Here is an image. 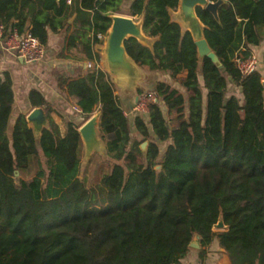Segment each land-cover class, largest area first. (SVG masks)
<instances>
[{
	"label": "trees",
	"instance_id": "trees-1",
	"mask_svg": "<svg viewBox=\"0 0 264 264\" xmlns=\"http://www.w3.org/2000/svg\"><path fill=\"white\" fill-rule=\"evenodd\" d=\"M225 1L219 22L197 9L224 70L200 59L191 34L172 21L179 0L133 2L131 14L156 42L151 50L130 39L128 54L188 94L159 82L149 113L130 120L96 51L124 0H0L6 29L30 32L45 47L50 31L67 30L69 50L92 62L59 82L79 97L83 122L98 109L108 158L89 187L80 125L67 122L62 135L38 91L30 102L46 110L49 128L38 142L21 115L10 136L13 82L0 77V264H180L195 235L207 249L217 240L232 264H264V69L245 75L235 63L264 41V0ZM221 218L228 229L216 231Z\"/></svg>",
	"mask_w": 264,
	"mask_h": 264
},
{
	"label": "crops",
	"instance_id": "crops-1",
	"mask_svg": "<svg viewBox=\"0 0 264 264\" xmlns=\"http://www.w3.org/2000/svg\"><path fill=\"white\" fill-rule=\"evenodd\" d=\"M134 1L135 0H124L122 4V12L116 13V15L133 18L136 22L143 21L142 17L134 16L131 14V6ZM68 3L70 4L71 1H69ZM176 12L177 10H171V16ZM75 17L76 16L70 19V24L73 23ZM69 37L70 33L67 30H64L59 34L50 31L48 45L46 46V56L44 60L38 64L24 63L16 56V54L6 48V45L3 41H0V77H4L5 74H9L11 76L15 95V102L13 105L9 124L10 136L18 117L21 115L28 116V114L34 109L30 102V93L32 91H38L43 95L49 105V109H51V117L59 126L62 135H65L66 133L67 122H74L80 125V127L85 123L82 121L81 115L75 111V107H79V97L68 96L60 88L59 79L61 76L69 78L82 76L89 69L88 64H92V62L89 61H80V55H75L71 50H69ZM148 38L153 41L154 45L156 39L150 37ZM102 46L103 45H98L96 47V51ZM252 53L259 60V70L263 71L264 41H262V43L258 47H254L252 49ZM99 66L101 69L109 73L106 69L103 57ZM138 66L144 73V80L140 82L139 89L146 90L151 85L150 89L153 90L159 83H157V80L155 79L152 85L153 80L151 78H153L155 73L150 72L147 68H144L139 64ZM161 74L172 78L170 75L164 73ZM109 75L116 85V96L120 100L125 113L128 114L127 117L130 120H134L133 116H136V114H133L132 109L137 100V97L139 96V94L137 93L138 89L135 91H129L125 83L118 82L111 74ZM186 76L187 72H184L183 74L179 75L178 78L181 79L185 78ZM177 84V86L172 85V88H176L184 95H187L188 92L184 88H182L178 82ZM96 114H99L98 109L96 110L94 115ZM201 251L207 252L206 256L203 259L200 256ZM180 264L232 263L225 250L220 247L219 242L216 240L208 249L202 247V249L199 251L190 248V251L182 257Z\"/></svg>",
	"mask_w": 264,
	"mask_h": 264
},
{
	"label": "water",
	"instance_id": "water-1",
	"mask_svg": "<svg viewBox=\"0 0 264 264\" xmlns=\"http://www.w3.org/2000/svg\"><path fill=\"white\" fill-rule=\"evenodd\" d=\"M225 0L212 2L210 0H179L177 12L171 16L172 21L179 24L183 33H190L197 46L200 59L209 58L218 68L224 70V66L218 55L212 50L206 39V26L197 14V9L201 8L213 14L219 22L218 10ZM112 25L104 36L103 46L98 48L102 55L105 66L118 82L126 84L129 91L140 88V82L144 80V73L138 64L127 52L126 42L135 39L139 43L154 50L153 41L144 33V23L136 22L133 18L121 15H112ZM264 85V82H263ZM27 121L34 131L36 140L40 142L42 133L49 128V117L42 107L34 108L27 116ZM84 149L87 157L93 153L101 152L104 149V141L100 132V114L93 115L79 129ZM146 144L141 149L145 152ZM156 169L160 170L161 166ZM228 227L223 218L215 225L216 231H225ZM190 248L201 250L202 243L200 235H195Z\"/></svg>",
	"mask_w": 264,
	"mask_h": 264
},
{
	"label": "built area",
	"instance_id": "built-area-1",
	"mask_svg": "<svg viewBox=\"0 0 264 264\" xmlns=\"http://www.w3.org/2000/svg\"><path fill=\"white\" fill-rule=\"evenodd\" d=\"M0 41H3L6 48L16 54V56L26 64H38L46 56V47L38 38L30 32L21 33L16 28L6 29L0 22ZM238 69L245 75L252 74L259 70V60L255 55L245 58L243 55L237 56L235 60ZM91 68L92 64H88ZM157 102V97L153 92H146L137 97L133 106V114L147 115L149 107ZM75 111L81 114L80 107H75ZM127 116L128 114L125 113Z\"/></svg>",
	"mask_w": 264,
	"mask_h": 264
},
{
	"label": "rangeland",
	"instance_id": "rangeland-1",
	"mask_svg": "<svg viewBox=\"0 0 264 264\" xmlns=\"http://www.w3.org/2000/svg\"><path fill=\"white\" fill-rule=\"evenodd\" d=\"M153 81H152V85L155 81V79L157 80L156 82H163L165 85H169L172 87L173 86H177V82L166 76V75H163L161 73H155V75L153 76V78H151ZM149 86V85H148ZM151 86V85H150ZM150 86L148 89L144 90L146 92H152L151 89H150ZM146 87V86H145ZM234 90V89H233ZM232 90V91H233ZM177 115H173V116H170V120L171 121V126L172 128H175L178 126V119H177ZM65 129V127H64ZM62 134V133H61ZM136 137V136H134ZM142 139V138H140ZM151 142V139L150 140H147L145 142H142L140 147H142L144 144H146V149H145V152L147 153V150H148V147H149V144ZM104 146V149L101 151V152H97V153H93L90 157H87L86 156V153L85 151L83 152V161H82V171H81V178L83 179V181H85V183L91 187L95 184H97V181H98V177H99V174H100V166L103 164V163H106V160H108L107 158V153H106V149H105V143L103 144ZM145 153V154H146ZM159 167V166H158ZM37 166L35 165V167H33V171L31 172V174L29 176H25V178L28 180L30 178H32L36 172H37ZM103 169L106 171L108 170V165L106 166H103Z\"/></svg>",
	"mask_w": 264,
	"mask_h": 264
}]
</instances>
